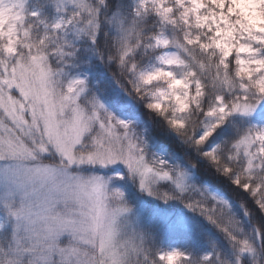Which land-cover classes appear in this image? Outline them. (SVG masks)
I'll return each instance as SVG.
<instances>
[{"label": "snow or ice", "instance_id": "snow-or-ice-1", "mask_svg": "<svg viewBox=\"0 0 264 264\" xmlns=\"http://www.w3.org/2000/svg\"><path fill=\"white\" fill-rule=\"evenodd\" d=\"M0 264H264V0H0Z\"/></svg>", "mask_w": 264, "mask_h": 264}, {"label": "trees", "instance_id": "trees-1", "mask_svg": "<svg viewBox=\"0 0 264 264\" xmlns=\"http://www.w3.org/2000/svg\"><path fill=\"white\" fill-rule=\"evenodd\" d=\"M142 118L147 124L150 132H157L160 130V126L156 125L155 122L149 123L150 117L147 115V111L143 110ZM158 142L160 145V148L166 149L168 154H175L178 157H181L183 159H190V156L186 154L185 152V146L180 143L179 140L175 139L174 137H164L159 136ZM212 179L215 180V177H212ZM176 205L177 210H182L185 214L188 216H193L195 214L191 213V211L183 206V204H179V202H172Z\"/></svg>", "mask_w": 264, "mask_h": 264}]
</instances>
